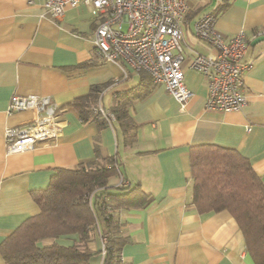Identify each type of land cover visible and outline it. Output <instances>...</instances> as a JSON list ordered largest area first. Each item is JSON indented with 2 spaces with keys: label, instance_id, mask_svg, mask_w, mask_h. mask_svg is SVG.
Instances as JSON below:
<instances>
[{
  "label": "crops",
  "instance_id": "crops-1",
  "mask_svg": "<svg viewBox=\"0 0 264 264\" xmlns=\"http://www.w3.org/2000/svg\"><path fill=\"white\" fill-rule=\"evenodd\" d=\"M43 1L0 0V243L39 211L31 192L45 188L58 168L113 157L120 173L109 185L122 181L148 194L143 206L119 210L126 238L123 264H254L227 210L202 212L191 202L189 149L209 143L234 148L264 184V41L252 43L264 34V0H187L181 65L191 96L183 109L146 72L129 70L124 77L118 65L95 56L97 18L89 7H69L53 20ZM206 12L214 13L224 37L243 31L247 38L241 59L246 101L240 110L207 109L206 80L188 66L195 53L210 51L193 29ZM13 93L49 95L64 108L55 143L6 154L4 128L36 117L34 110L6 113ZM130 97L127 111L134 127L126 134L113 114L107 124L101 114L91 119L86 112L97 104L110 112ZM74 237L61 235L56 241L69 244ZM92 247L99 250L97 235ZM90 261L99 264L100 255ZM0 264H6L1 253Z\"/></svg>",
  "mask_w": 264,
  "mask_h": 264
},
{
  "label": "trees",
  "instance_id": "trees-1",
  "mask_svg": "<svg viewBox=\"0 0 264 264\" xmlns=\"http://www.w3.org/2000/svg\"><path fill=\"white\" fill-rule=\"evenodd\" d=\"M221 6L219 9L225 4ZM143 87L145 93L147 85ZM130 103L131 97L110 111L125 134L134 127L127 111ZM94 107L86 111L91 119L100 115ZM189 158L191 202L202 212L227 210L236 220L254 264H264V184L247 158L234 148L213 143L191 146ZM91 163L58 168L45 188L31 192L39 211L1 241L6 264H92V255L98 253L92 247L95 224L107 231L103 264H123L119 254L126 238L121 234L119 210L143 206L148 194L136 185H109V178L120 173L113 157ZM61 235L75 237L71 243L61 244L56 241Z\"/></svg>",
  "mask_w": 264,
  "mask_h": 264
},
{
  "label": "built area",
  "instance_id": "built-area-1",
  "mask_svg": "<svg viewBox=\"0 0 264 264\" xmlns=\"http://www.w3.org/2000/svg\"><path fill=\"white\" fill-rule=\"evenodd\" d=\"M32 3L33 0H27ZM84 5L97 18L93 34V51L103 62L121 68L124 77L129 70H145L152 82L163 84L178 102L179 108L191 96L184 81L181 26L187 0H44L46 13L58 20L69 7ZM194 34L210 51L195 53L189 68L199 71L206 80L207 109L240 110L245 104L242 56L247 46L243 31L226 38L215 26V15L202 14L194 23ZM34 110L36 117L20 126H6L3 137L6 154L23 152L37 145L55 143L61 134V114L49 95L25 96L13 93L6 113ZM95 112L108 122L112 113L97 104ZM122 182V181H120ZM99 240V264L106 253L107 231L95 224ZM123 262L122 252L119 254Z\"/></svg>",
  "mask_w": 264,
  "mask_h": 264
},
{
  "label": "water",
  "instance_id": "water-1",
  "mask_svg": "<svg viewBox=\"0 0 264 264\" xmlns=\"http://www.w3.org/2000/svg\"><path fill=\"white\" fill-rule=\"evenodd\" d=\"M257 41H264V34L258 35L253 39V42H257Z\"/></svg>",
  "mask_w": 264,
  "mask_h": 264
},
{
  "label": "rangeland",
  "instance_id": "rangeland-1",
  "mask_svg": "<svg viewBox=\"0 0 264 264\" xmlns=\"http://www.w3.org/2000/svg\"><path fill=\"white\" fill-rule=\"evenodd\" d=\"M116 179V177H114Z\"/></svg>",
  "mask_w": 264,
  "mask_h": 264
}]
</instances>
